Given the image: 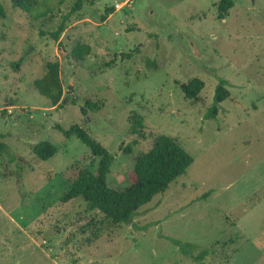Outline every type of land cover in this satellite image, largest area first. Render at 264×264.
<instances>
[{
  "label": "rangeland",
  "instance_id": "rangeland-1",
  "mask_svg": "<svg viewBox=\"0 0 264 264\" xmlns=\"http://www.w3.org/2000/svg\"><path fill=\"white\" fill-rule=\"evenodd\" d=\"M75 1L38 0L28 15L1 0L0 141L9 150L0 155V264H195L173 241L206 251L205 264H264V0H232L224 20L219 0H97L60 38L69 53L89 55L63 60L40 32L55 31ZM56 61L62 107L33 88ZM193 79L205 84L197 102L181 90ZM220 80L230 98L208 119ZM136 116L145 140L132 133ZM77 124L114 156L111 188L128 185L135 158L159 135L194 163L132 224L112 225L82 199L61 202L77 173L98 162L56 128ZM42 142L57 148L48 161L33 154ZM14 155L23 168L5 177Z\"/></svg>",
  "mask_w": 264,
  "mask_h": 264
},
{
  "label": "trees",
  "instance_id": "trees-1",
  "mask_svg": "<svg viewBox=\"0 0 264 264\" xmlns=\"http://www.w3.org/2000/svg\"><path fill=\"white\" fill-rule=\"evenodd\" d=\"M12 7L21 10L25 14H32L35 11L38 0H9ZM97 0H76L70 11L62 16L57 29L53 32H40L42 36H49L52 41L57 43L58 53L61 59L67 60L73 58L76 61H83L89 55L88 51L76 48L69 53L60 42L61 35L65 32L66 23L76 13L83 10L84 6H94ZM232 0H219L217 3L218 18L224 20L228 17L229 11L233 8ZM113 9L107 11L112 15ZM6 18V12L0 0V21ZM107 17H102L105 20ZM137 52V51H136ZM133 53L119 54L124 60L132 59ZM115 60L107 63V66L114 64ZM149 66L156 67L154 62ZM228 81L220 80L215 89L214 105L206 114V118L214 119L219 113L218 105L230 98L228 90ZM205 84L200 79H193L189 83L181 85V90L187 100L197 102L199 95L204 89ZM33 88L41 96L49 100L53 107L63 106L62 100L64 89L61 80V65L59 61L51 62L46 65V74L43 78L34 81ZM87 108L94 110L95 104L87 102ZM86 109L83 113L86 114ZM66 138L75 136L97 158V166L94 170L82 169L77 173L76 178L71 182L69 189L61 197V202L66 204L75 199H82L87 205L89 212H99L112 225H130L139 214L142 207L151 203L156 196L164 194L171 184L179 177L183 176L188 168L194 163L193 157L188 154L173 138L159 135L155 138L150 150L140 154L135 158L132 172L128 178V185L122 189L111 188L108 184L114 156L102 144L93 139L85 129L79 124L71 126L64 130L56 125ZM145 125L140 116H136L132 124V133L140 139L145 140ZM0 139H3L0 135ZM137 144V141H134ZM9 150L5 142L0 141V155ZM57 153V148L49 142H42L33 148V154L40 161H48ZM15 168L7 172L4 176H19L25 160L17 155L11 157ZM211 193L206 194L207 198ZM180 250L188 256H191L195 264H205L204 258L206 251L198 255H193L195 246L191 244H181L173 241Z\"/></svg>",
  "mask_w": 264,
  "mask_h": 264
},
{
  "label": "water",
  "instance_id": "water-1",
  "mask_svg": "<svg viewBox=\"0 0 264 264\" xmlns=\"http://www.w3.org/2000/svg\"><path fill=\"white\" fill-rule=\"evenodd\" d=\"M66 99H64L63 101H62V105H65L66 104ZM53 120L55 121V122H57L58 121V114H55L54 116H53Z\"/></svg>",
  "mask_w": 264,
  "mask_h": 264
},
{
  "label": "built area",
  "instance_id": "built-area-1",
  "mask_svg": "<svg viewBox=\"0 0 264 264\" xmlns=\"http://www.w3.org/2000/svg\"><path fill=\"white\" fill-rule=\"evenodd\" d=\"M117 8H121L119 5H116Z\"/></svg>",
  "mask_w": 264,
  "mask_h": 264
}]
</instances>
